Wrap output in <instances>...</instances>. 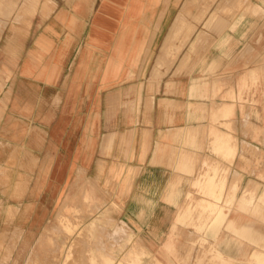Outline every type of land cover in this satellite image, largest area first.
<instances>
[{
    "label": "crops",
    "instance_id": "1",
    "mask_svg": "<svg viewBox=\"0 0 264 264\" xmlns=\"http://www.w3.org/2000/svg\"><path fill=\"white\" fill-rule=\"evenodd\" d=\"M250 2L247 15L238 7L222 22L211 21V9L202 22L184 18L177 37V12L168 7L150 42L136 29L140 45L155 52L148 73L122 82V71L103 72L98 84L93 73L82 82L80 70H70L76 58L68 39L48 35L78 7L1 8L0 223L46 221L47 198L56 204L80 167L98 186L118 176L119 216L152 238L169 229L199 168H229L243 188L264 194V0ZM20 13L29 15L28 27L14 22ZM53 15L58 19L48 23ZM108 26L101 29L104 48ZM94 32L93 23L92 49ZM222 134L230 136L229 160L213 145ZM47 158L53 161L46 169ZM230 183L225 191L235 189ZM259 227L264 231V223Z\"/></svg>",
    "mask_w": 264,
    "mask_h": 264
},
{
    "label": "rangeland",
    "instance_id": "2",
    "mask_svg": "<svg viewBox=\"0 0 264 264\" xmlns=\"http://www.w3.org/2000/svg\"><path fill=\"white\" fill-rule=\"evenodd\" d=\"M223 1L131 0L135 9L128 12V17L134 22H130L131 24L129 23L130 25L124 29L119 23L113 22L108 47L104 48L103 43H95L93 49L87 46V40L102 0H34L32 3L31 0H0V9L8 7L14 11L17 6H20L23 11L31 6L49 7L56 4L63 5V7L71 5L78 7L75 14L64 13L62 15L63 29L48 30V35L55 34L58 38L68 39L70 45L67 47L76 58L70 70L73 72L80 70L79 75L82 82L86 81V76L91 72L95 76V83L98 84L97 76H101L103 72L118 75L122 71L123 78L120 79L122 82L133 81L136 74L144 76L148 73L151 57L155 52L152 50L150 53V45H140V41L136 38V29H143L140 31L142 38H145V42H150L151 40L147 38L154 37L163 11H166L168 7H172L173 11L177 12L173 37L180 35L184 18L191 17L192 22L199 23L202 22L206 12L211 9L209 17L214 19L212 21L222 22L224 19L233 18L235 8L243 7L242 4H245L243 8L246 15L252 7L250 0H226L227 3L224 1L225 6L233 4L232 7L229 5L226 8ZM90 5H92L91 8ZM190 7L196 9L197 12L188 14ZM147 11L151 13L145 14ZM0 16L5 18L6 15L0 14ZM8 16H11L10 13ZM28 16L23 13L15 14L13 20L20 26L23 24L24 27H28L31 20L27 19ZM55 18L58 19V16L53 15L48 23L54 21ZM147 24L150 25L147 26ZM59 26L61 24H58ZM96 30L99 31L95 28ZM131 34L132 43L129 42L126 45L128 54L122 59L116 58L115 52L118 46L114 40L122 35L121 37L125 36L124 40L127 42ZM76 42L78 45L74 46ZM12 48L17 49L15 45L10 47ZM131 50H134V53ZM177 54L178 50L170 53V62L176 59ZM112 65H115V68L110 70L109 67ZM78 128L82 130L86 127L79 126ZM258 129L256 128L255 131ZM216 141L220 144L228 142L230 146V136L225 134L217 136ZM52 161L53 158L46 159V169ZM84 172L80 167L78 179L73 185L69 178L63 182V189L58 195L56 204L50 206L52 195L47 198L48 219L46 221L31 223L4 221L0 223V264H60V262L61 264H104L107 260H111L113 264H158L157 261L163 264H258L257 261L250 262L249 256L264 257V231L259 227L264 223V194L258 193L257 189L251 191L246 187L243 188L240 185L241 177L231 178L229 168L222 167L221 171L217 167L208 166L205 171L199 168L196 177L191 182L193 189L190 192L191 195H188L189 192L186 194L185 202L179 207L171 226L157 238H152L149 236V231H143L119 216L118 202L121 201L120 196L124 190L119 189L118 176L116 179L114 177L111 182L98 186L89 181ZM206 173H214L218 182L224 178L225 184L230 177L229 187H235L233 190L232 188L226 190L225 198L221 203L224 215L222 211L221 213L213 210L202 211L198 205L202 198L194 182L197 178H204ZM238 182L239 186L236 189ZM231 192L234 197L230 201ZM85 193H91L96 197L92 203L88 204L84 201ZM236 194L239 195V200L244 196L247 203L237 207L239 200H235ZM91 222L96 224H91ZM254 226L257 228L254 229ZM208 229L209 232H206ZM214 243L217 245L216 249L225 257H230L231 260L228 263L218 260L211 261V250Z\"/></svg>",
    "mask_w": 264,
    "mask_h": 264
},
{
    "label": "bare ground",
    "instance_id": "3",
    "mask_svg": "<svg viewBox=\"0 0 264 264\" xmlns=\"http://www.w3.org/2000/svg\"><path fill=\"white\" fill-rule=\"evenodd\" d=\"M144 1V0H143ZM226 1V0H224ZM224 1L222 2L225 6V3H227V1L224 3ZM232 1V0H231ZM230 1V2H231ZM247 1V0H246ZM34 2V0H31V3ZM245 2V1H244ZM246 3V2H245ZM190 4V3H189ZM139 5V4H137ZM230 7H232V3L229 4ZM227 5V6H229ZM243 7L245 4H242ZM92 5H90L91 8ZM225 6V8L227 7ZM229 7V8H230ZM256 7V6H255ZM196 8V7H195ZM200 8V7H199ZM133 9H135V6H132L131 0H102L101 2V6L98 9V12L94 18V27L96 29H98L99 31L97 32V30L94 32L93 38H91L93 40V43H106L104 41V37H103V33H102V26L108 28V25H112L113 22L114 23H119L121 25V27H128L132 22H134L133 19H131L130 17H128V12L133 11ZM143 9V8H142ZM201 9V8H200ZM222 8H220L221 10ZM257 9V8H256ZM119 10H121V14H119ZM253 10V9H252ZM258 10V9H257ZM243 11V9H242ZM251 11V10H250ZM254 12H256L255 10H253ZM260 11V10H259ZM252 12V11H251ZM262 12V11H261ZM124 13V15H123ZM252 14V13H251ZM250 14V15H251ZM257 14V12H256ZM255 14V15H256ZM254 15V14H253ZM262 15V14H261ZM123 17V18H122ZM136 17V16H135ZM212 17V16H211ZM218 17V16H217ZM179 19V18H178ZM122 20V21H121ZM214 20V19H213ZM215 20H217V18H215ZM212 21V20H211ZM131 22V23H130ZM130 23V24H129ZM99 27H101L99 29ZM120 27V28H121ZM120 30V29H119ZM122 35L118 36L115 40L114 43H116V46H118L116 52H115V57L118 59H122L125 55L128 54L127 50L128 48H126V45L130 42L132 43V39L133 36L131 34V36L128 38L127 42L124 40L125 36L121 37ZM124 41V42H123ZM131 45V44H130ZM112 46V45H111ZM132 53H134V50H131ZM107 64V63H106ZM245 66V65H244ZM258 67V66H257ZM110 70L112 68H115V65L112 67H109ZM246 68V67H245ZM262 69V68H261ZM256 70V69H255ZM259 70V69H258ZM264 70V69H262ZM261 72V71H260ZM253 76V73H252ZM217 81V80H216ZM214 82V80H213ZM254 82V81H253ZM218 88V87H217ZM215 93V92H214ZM219 93V92H218ZM230 111V107H225L224 108V113L225 116L228 115V113ZM213 115V114H212ZM214 116V115H213ZM217 116V115H216ZM217 120V119H216ZM217 137L215 139V141L213 142L215 151L221 156L223 157L225 160H229L230 156L232 155V150L231 147L228 145V142L224 143V144H220L217 143ZM230 162V161H229ZM215 174L214 173H210V174H205L204 178H197L196 181L194 182V185L197 187V192L201 195L202 200L200 201V203L198 204L199 207L202 209V211H214V212H220L222 211V215H224V209L221 205V203L223 202L225 195H226V191H225V180L224 178L221 179L219 182L217 181V179L215 178ZM83 194V192H82ZM188 195L190 196L191 193L189 192ZM234 197V194L231 192L229 194V200L231 201ZM239 197V196H238ZM84 201L89 203H92L94 201V199L96 198L95 196H93L91 193H85L84 195ZM236 200V199H235ZM225 202V201H224ZM228 203V202H227ZM245 203H247V200L244 199V196H242L238 202V205H245ZM260 203V201H259ZM232 207V206H231ZM56 217V216H55ZM217 222V221H216ZM95 222H91V224H94ZM96 224V223H95ZM212 226V225H211ZM216 226V225H215ZM218 226V225H217ZM98 228V227H97ZM115 228V227H114ZM211 228V227H210ZM215 228V227H214ZM217 228V227H216ZM119 229V228H118ZM114 230V229H113ZM217 230V229H216ZM112 231V230H111ZM123 231V230H122ZM209 232V229L208 231ZM211 232V231H210ZM216 232V231H215ZM119 233H121V231H119ZM211 234L213 235V232H211ZM107 237V236H106ZM110 238V237H109ZM205 238V237H204ZM208 240V239H207ZM82 242V241H81ZM70 243V242H69ZM78 243V241H77ZM216 243L213 244L212 250H211V261H219V262H224V263H228L231 259L230 257H225L223 255L222 252H220L218 249H216L215 245ZM165 245H163L164 247ZM80 251V250H79ZM125 251V250H124ZM81 252V251H80ZM147 253H149L147 251ZM81 255V254H80ZM64 256V255H62ZM83 256V255H82ZM63 259L65 260V258L63 257ZM63 260V262H64ZM67 260V259H66ZM81 260V259H80ZM62 261V259H61ZM249 261H257L258 264H264V257L261 255H257L255 257H253L252 255L249 256ZM67 262V261H66ZM65 263V262H64ZM86 263V262H85ZM158 264H163L159 261H157ZM61 264V262H60ZM104 264H113L111 262V260H107Z\"/></svg>",
    "mask_w": 264,
    "mask_h": 264
}]
</instances>
